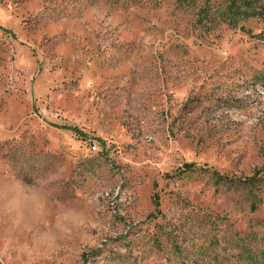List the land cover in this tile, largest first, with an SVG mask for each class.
Returning a JSON list of instances; mask_svg holds the SVG:
<instances>
[{
  "label": "rangeland",
  "instance_id": "rangeland-1",
  "mask_svg": "<svg viewBox=\"0 0 264 264\" xmlns=\"http://www.w3.org/2000/svg\"><path fill=\"white\" fill-rule=\"evenodd\" d=\"M0 26V264L264 251V0H0Z\"/></svg>",
  "mask_w": 264,
  "mask_h": 264
},
{
  "label": "trees",
  "instance_id": "trees-1",
  "mask_svg": "<svg viewBox=\"0 0 264 264\" xmlns=\"http://www.w3.org/2000/svg\"><path fill=\"white\" fill-rule=\"evenodd\" d=\"M230 9H232V7H229ZM0 28L4 29L6 32L10 33V29L8 28H3L2 26H0ZM75 131L77 130L76 128H73ZM260 173V170H258L255 175L247 178V179H244V180H241L243 184H251L253 183L254 181H256L258 179V174ZM223 176H219L218 179H223L222 178ZM227 179V178H226ZM229 182H233V178H229L227 179ZM156 208L159 207V203L158 201L156 202L155 204ZM248 252L246 253V259H247V264H264V251L260 250H254L252 248H249L247 250Z\"/></svg>",
  "mask_w": 264,
  "mask_h": 264
},
{
  "label": "built area",
  "instance_id": "built-area-1",
  "mask_svg": "<svg viewBox=\"0 0 264 264\" xmlns=\"http://www.w3.org/2000/svg\"><path fill=\"white\" fill-rule=\"evenodd\" d=\"M96 148H97V145H96V144H94V145H93V149H96Z\"/></svg>",
  "mask_w": 264,
  "mask_h": 264
}]
</instances>
